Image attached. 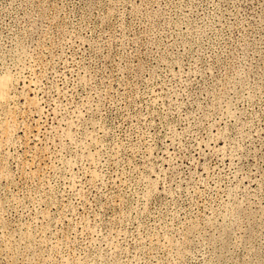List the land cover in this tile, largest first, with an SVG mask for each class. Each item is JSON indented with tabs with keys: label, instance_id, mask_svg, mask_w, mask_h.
I'll return each instance as SVG.
<instances>
[{
	"label": "rangeland",
	"instance_id": "374dc122",
	"mask_svg": "<svg viewBox=\"0 0 264 264\" xmlns=\"http://www.w3.org/2000/svg\"><path fill=\"white\" fill-rule=\"evenodd\" d=\"M4 77L0 264H264V0H0Z\"/></svg>",
	"mask_w": 264,
	"mask_h": 264
},
{
	"label": "bare ground",
	"instance_id": "6f19581e",
	"mask_svg": "<svg viewBox=\"0 0 264 264\" xmlns=\"http://www.w3.org/2000/svg\"><path fill=\"white\" fill-rule=\"evenodd\" d=\"M10 87H11V84H10V81L7 79V77L5 78H2V80L0 81V109H2L3 108V105H2V103H4L5 101H6V99L9 97V91H10ZM5 108V107H4ZM6 110V109H5ZM8 112V111H7ZM7 114V113H6ZM10 115H11V113H10ZM9 115V116H10ZM8 116V114L6 115V117ZM12 118H13V115H12ZM9 119V118H8ZM15 119V118H14ZM10 120V119H9ZM11 121H12V119H11ZM15 121V120H14ZM5 122H9L7 119L5 120ZM13 123V122H12ZM15 123V122H14ZM13 123V124H14ZM3 125V124H2ZM15 125H10L9 123L7 124V123H4V126H3V132L2 133H4V134H2L1 135V137L3 136V135H11L12 133H14V132H12L13 131V127H14ZM17 126V125H16ZM15 126V127H16ZM12 132V133H11ZM11 133V134H10ZM6 137H8V136H6ZM10 137V136H9ZM4 138V137H3ZM5 139H7V138H5ZM4 139V140H5ZM3 140V139H2Z\"/></svg>",
	"mask_w": 264,
	"mask_h": 264
}]
</instances>
